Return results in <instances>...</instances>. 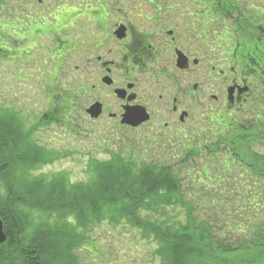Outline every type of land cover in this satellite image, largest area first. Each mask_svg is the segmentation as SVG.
Segmentation results:
<instances>
[{"label": "trees", "instance_id": "1", "mask_svg": "<svg viewBox=\"0 0 264 264\" xmlns=\"http://www.w3.org/2000/svg\"><path fill=\"white\" fill-rule=\"evenodd\" d=\"M19 3L14 19L43 16L35 10V0ZM37 6L48 13L52 8L47 0H38ZM256 45L264 50V43ZM68 100L66 93L63 103L55 104L67 106ZM255 102L256 111L249 113L255 119L248 116L238 128L250 143L229 134L203 148L198 172L185 171V179L193 172L200 177L185 185L212 189L207 206L212 217L196 214V194L188 193L186 200L183 172H177L173 160L161 164L150 154L146 160L141 149L121 151L110 162H92L86 183L71 184L64 175L36 176L37 169L55 160V152L34 143L17 114L0 113V218L7 238L0 244V264H80L76 252L91 245L92 229L106 222L139 230L158 245L155 256L161 264H264V154L255 150H264V92ZM58 113L57 106L51 108L41 123L56 121ZM177 206L186 210L185 223L139 215L145 210L163 216Z\"/></svg>", "mask_w": 264, "mask_h": 264}, {"label": "flooded vegetation", "instance_id": "2", "mask_svg": "<svg viewBox=\"0 0 264 264\" xmlns=\"http://www.w3.org/2000/svg\"><path fill=\"white\" fill-rule=\"evenodd\" d=\"M80 16V44L60 46L73 66L71 114L82 103L83 118L101 130H129L132 148L173 160L181 184L200 180L185 171L198 172L203 148L222 136L250 143L238 128L264 92V50L256 45L264 43V0H92Z\"/></svg>", "mask_w": 264, "mask_h": 264}, {"label": "rangeland", "instance_id": "3", "mask_svg": "<svg viewBox=\"0 0 264 264\" xmlns=\"http://www.w3.org/2000/svg\"><path fill=\"white\" fill-rule=\"evenodd\" d=\"M19 1L0 0V47L4 49L0 52V113L17 114L24 131L31 134V140L46 151L55 152V160L37 169L34 173L36 176L44 175L51 178L64 175L71 184L86 183L90 180L89 165L92 162H110L114 156L121 154V151L127 149L133 151L138 148L130 146L129 141L133 133L129 130L117 128L101 130L97 124L85 120L82 114L84 104L75 106L73 111L70 109L72 114L67 111L68 106L57 105L63 103L64 96L68 94L66 80L71 73L70 69L71 71L73 69V66L69 67L63 53L66 48L60 50V45L69 40H72L71 43L74 45L80 44L86 34V19L85 16H80L86 6L85 0L80 6L72 0L73 3L69 4L72 11H69L70 9L65 11L67 7L65 4L60 8L55 6L60 1L55 4V1L47 0L52 7L48 14L47 8L39 9L38 0H35V10H40L46 15L42 17L40 15L35 19L29 18L27 22L17 19L10 21L19 7ZM91 4L92 2L90 6L97 9L96 3ZM71 17L73 26L68 30L64 29L62 19L70 22ZM17 23L22 25V29L16 26ZM36 24L38 26H35ZM12 26L13 29L18 28L20 31L11 30ZM69 62L79 64L70 58ZM73 74L76 73L73 71ZM52 94L53 100L48 103ZM55 106L60 111L56 121L42 124L41 118ZM226 115L217 117V121H221L220 119ZM248 116L255 119V115L249 113L241 119L244 120ZM221 139L226 140L224 136ZM243 148L245 149V145ZM255 150L264 154L260 146ZM140 155L146 160L149 159L146 152H141ZM155 159L161 164L167 162L161 157ZM176 170L181 171L177 168ZM233 174L242 182L238 176L239 172L233 170ZM183 185L187 201H190L188 193L196 194L194 198L200 203L196 206L200 210L196 214L212 217V212L207 213V206L212 201L210 195L212 189L205 190L199 185ZM139 215L156 222L167 218L181 220L182 223L186 221V210L181 206L165 210L163 216L145 210L139 211ZM90 236L93 241L91 245L87 244L76 252L80 264H161L159 258L155 256L158 245L144 238L139 230L127 223L117 226L103 223L92 229Z\"/></svg>", "mask_w": 264, "mask_h": 264}, {"label": "water", "instance_id": "4", "mask_svg": "<svg viewBox=\"0 0 264 264\" xmlns=\"http://www.w3.org/2000/svg\"><path fill=\"white\" fill-rule=\"evenodd\" d=\"M92 117L97 118L99 116V111L97 110V107L94 106L88 111ZM7 238L4 233V224L0 218V244H4L6 242Z\"/></svg>", "mask_w": 264, "mask_h": 264}]
</instances>
